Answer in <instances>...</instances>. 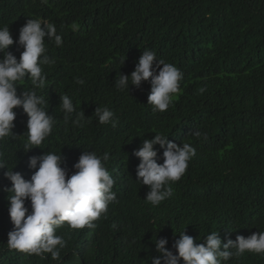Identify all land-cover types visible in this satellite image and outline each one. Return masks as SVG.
<instances>
[{
    "label": "trees",
    "instance_id": "16d2710c",
    "mask_svg": "<svg viewBox=\"0 0 264 264\" xmlns=\"http://www.w3.org/2000/svg\"><path fill=\"white\" fill-rule=\"evenodd\" d=\"M30 18L53 23L63 43L46 37L55 63L43 66L45 84L34 89L25 78L17 95L35 90L56 123L41 148L25 152L28 117L14 109L15 136L0 141L6 166L30 180L31 156L62 152L71 174L83 151L107 152L118 202L92 226L57 227L66 242L58 257L30 255L7 245L13 224L4 189L11 182L0 169V264H151L156 238H167L165 247L176 254L172 244L185 228L198 244L213 231L224 242L264 231V0H0V27L9 26L8 51L17 60L19 31ZM145 49L183 73L165 112L148 104L149 82L129 91L115 87L117 74L130 75ZM65 94L75 107L67 124L59 106ZM98 106L114 112L116 127L98 122ZM81 112L86 119L73 123ZM155 133L196 149L171 184L172 197L159 206L145 200L149 189L137 180L133 155ZM154 147L163 163V149ZM225 264H264V255L245 252Z\"/></svg>",
    "mask_w": 264,
    "mask_h": 264
},
{
    "label": "clouds",
    "instance_id": "9594fccd",
    "mask_svg": "<svg viewBox=\"0 0 264 264\" xmlns=\"http://www.w3.org/2000/svg\"><path fill=\"white\" fill-rule=\"evenodd\" d=\"M46 37L54 41L57 47L62 46V36L57 33L53 23L39 18L28 19L16 41L23 48L17 60L8 51L9 46L14 44L9 26L0 27V53H3L0 58V141L15 136L12 129L17 113L14 109L22 108L28 117L25 152L41 148L40 145L51 135L56 123L45 109L44 105L48 102L35 90L17 95V82L25 78L31 80L34 89L45 84L43 66L55 63L46 54ZM182 79L183 73L179 68L158 59L154 50L145 49L130 75L117 74L115 87L119 91H129L130 85L139 88L142 82H149L148 104L152 105L153 112H165L180 91ZM76 82L84 84L80 79ZM200 91L205 89L201 88ZM60 101L64 123L67 124L75 112L74 103L66 94L60 96ZM94 115L100 124L117 126L114 112L108 107L98 106ZM85 119L84 112H81L73 123L80 124ZM194 135H203L207 139L206 133L197 131ZM156 145L163 149V163H158L160 157L154 147ZM195 154L196 149L192 144L182 142L178 145L163 134L155 133L154 138L144 139L133 155L140 161L136 168L137 180L149 189L145 200L159 206L172 197L171 184L184 175ZM108 159L107 152L99 155L95 151H83L73 165L74 171L69 174V170L63 166L62 152L46 151L42 155L29 157L28 167L35 171L30 180H26L20 172L7 168L5 152L0 151V169L7 168L4 177L11 182V187L4 189L11 193L7 199L13 229L8 233V247L30 255L47 252L54 258L58 257L59 249L64 248L66 242L56 234L57 227L65 223L73 229L92 226L93 221L107 213L110 204L118 202L113 191L115 180L105 166ZM26 201H30V209ZM185 229L172 244L176 254L165 247L167 238H156L154 244L158 255L151 259V264H181V260L183 264H225L245 252L264 255V231L248 237L238 235L235 241L229 238L226 242L218 232L213 231L203 239V243L198 244L195 242L198 237L186 234Z\"/></svg>",
    "mask_w": 264,
    "mask_h": 264
}]
</instances>
